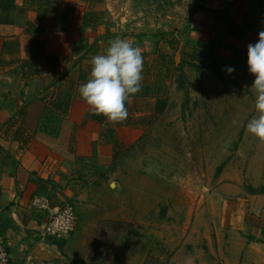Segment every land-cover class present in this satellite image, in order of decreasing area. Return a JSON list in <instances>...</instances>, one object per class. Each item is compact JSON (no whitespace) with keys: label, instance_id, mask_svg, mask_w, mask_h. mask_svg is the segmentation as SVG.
Listing matches in <instances>:
<instances>
[{"label":"crops","instance_id":"obj_1","mask_svg":"<svg viewBox=\"0 0 264 264\" xmlns=\"http://www.w3.org/2000/svg\"><path fill=\"white\" fill-rule=\"evenodd\" d=\"M13 1L11 10L0 4V244L10 264H91L105 223L131 230L100 263L139 264L135 229L164 205L167 221L148 235L152 244L141 264L158 248L168 254V264H264V194L221 199L215 213L187 189L135 168L110 184L93 185L86 177L73 182L68 175L75 162L94 161L105 171L114 163L113 145L102 141L104 122L86 103H76L91 65L75 63L89 57L95 42L126 39L152 62L164 57L178 69L186 62L184 69L199 76L221 64L225 77L252 84L247 48L264 31V0ZM107 46L101 45V54ZM209 48L208 66L190 64L195 52ZM62 92L73 95L59 140L70 143L65 159L39 128L45 100ZM72 126L74 133L65 135ZM53 182L67 188L55 203H71L78 215L77 232L61 247L43 236L45 214L33 208ZM126 243L130 251L119 257Z\"/></svg>","mask_w":264,"mask_h":264},{"label":"rangeland","instance_id":"obj_2","mask_svg":"<svg viewBox=\"0 0 264 264\" xmlns=\"http://www.w3.org/2000/svg\"><path fill=\"white\" fill-rule=\"evenodd\" d=\"M105 40L95 42L90 47L89 57L84 58L86 61L80 59L75 64L90 67V57L101 54V45L107 46L113 39L109 37ZM143 62L141 91L135 94L132 102L134 110L139 112L136 117L145 121L138 127L123 129L120 134L116 132L125 145L116 166L105 171L94 161H83L84 164L75 162L77 168L68 172V175L70 172L72 174L71 181H82L86 177L93 185L110 184L114 177L117 181L127 178L130 168H135L147 175L169 179L176 186L187 189L202 200L203 208H211L210 211L215 213L219 211L221 199L243 197L245 192L263 191L264 142L246 131L248 121L258 115L255 93L251 89L253 83L225 77L226 71L221 64L207 69L210 74L205 75L204 72L200 76L186 67L183 72L187 78L183 81L182 71L173 64L152 62L150 58H143ZM219 71L229 81L228 84L220 81ZM86 82L87 79L82 80L80 85ZM149 85H152L153 93L160 88L162 97L168 100V107L160 116L155 115L156 98L151 94L142 96L143 89ZM76 100L77 104L80 101L77 108L85 103L79 94ZM53 101L52 96L46 99L48 104ZM76 110L77 115L79 111ZM64 119L48 116L44 125L46 130L42 129V133L49 138V144H58L57 149L65 159L70 143L59 141L64 134ZM57 127L61 131H55ZM75 129V126L70 127L65 135L68 131L70 135L73 134ZM220 168L222 172L218 173ZM253 187H257V190H253ZM66 189L62 184L53 182L45 192L56 202L55 198ZM164 207L167 206L160 207L159 216L150 217L135 229L139 233V264L148 241L152 244L148 235L152 234L153 227H161L167 221L164 220ZM130 228L125 223L102 225L90 263L106 260L114 242L125 236ZM123 246L125 253H119V257H125L130 251L127 243ZM162 251V248H158L159 253L150 256L145 264H168V254ZM161 255L165 256L164 259Z\"/></svg>","mask_w":264,"mask_h":264},{"label":"clouds","instance_id":"obj_3","mask_svg":"<svg viewBox=\"0 0 264 264\" xmlns=\"http://www.w3.org/2000/svg\"><path fill=\"white\" fill-rule=\"evenodd\" d=\"M87 82L78 93L93 115H102L109 123H122L128 117L126 102L141 91L143 55L139 47L126 39L108 42L102 54L91 58ZM248 70L255 76L251 89L255 93V110L258 115L246 124V131L264 142V31L258 41L247 48ZM233 68H228L230 74Z\"/></svg>","mask_w":264,"mask_h":264},{"label":"trees","instance_id":"obj_4","mask_svg":"<svg viewBox=\"0 0 264 264\" xmlns=\"http://www.w3.org/2000/svg\"><path fill=\"white\" fill-rule=\"evenodd\" d=\"M0 4L2 7H4L5 9L11 10L14 8V1L13 0H0ZM211 51L212 49L209 48V50H206L205 53H203L202 55H199L197 52H195L192 55V60L190 64H196L198 63L199 65H203V66H208L210 63V56H211ZM143 58L144 55H143ZM161 64H172V62L167 61L166 58L161 57V59L158 61ZM186 62H183L181 64L180 70L182 71V75H181V79L184 81L186 80V75L183 72L184 67L186 66ZM88 75V74H85ZM89 76V75H88ZM219 79L222 83L224 84H228L229 81H227L222 72L219 71ZM144 92L142 93V96H151L155 99V115L156 116H160L162 114L165 113L167 107H168V100L163 98L161 95V89L158 88L156 93L151 92L152 91V85L147 86L145 89H143ZM155 91V90H154ZM153 93V94H152ZM65 93H59L58 97L56 100H54L51 103H45V108L42 114V121H41V125H40V130L42 132V129H45V122H47L48 120V116H52V118L54 119H59V117L62 119V117H67L68 115V111H69V106L70 103L72 102V94L66 95L64 96ZM135 98V95L131 96L129 98V100L126 102V107L128 109V117L125 121H123L122 123H109L107 122L106 118L102 115H93L94 119H98L102 122H104L103 125V130H102V141L107 143V144H112L114 147V163L113 165L116 166V164L118 163V161L121 158V152L123 151L125 145L124 143L117 137V129H121V128H135L138 127L139 125H142V122L145 121V119L143 118H137L136 115L139 114L138 111L134 110V106H133V102L132 99ZM45 100V99H44ZM43 101V100H42ZM46 101V100H45ZM58 128V127H57ZM60 130V128L55 129V131ZM61 131V130H60ZM222 172V168L219 169L218 173ZM255 193L257 194H264V190L261 192L255 191ZM55 243L60 244L62 241L59 240H54ZM61 247V244H60ZM74 264H89L86 261H82V260H78L75 261ZM91 264H103V263H91Z\"/></svg>","mask_w":264,"mask_h":264},{"label":"built area","instance_id":"obj_5","mask_svg":"<svg viewBox=\"0 0 264 264\" xmlns=\"http://www.w3.org/2000/svg\"><path fill=\"white\" fill-rule=\"evenodd\" d=\"M33 208L45 214L46 221L42 233L45 238L68 240L77 232L78 215L71 203H55L48 195H38ZM0 264H10L7 249L0 244Z\"/></svg>","mask_w":264,"mask_h":264}]
</instances>
